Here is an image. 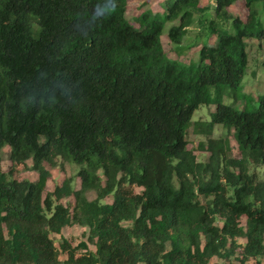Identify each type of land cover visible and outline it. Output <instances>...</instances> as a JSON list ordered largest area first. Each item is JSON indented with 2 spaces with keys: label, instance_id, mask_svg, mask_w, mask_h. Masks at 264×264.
<instances>
[{
  "label": "trees",
  "instance_id": "obj_1",
  "mask_svg": "<svg viewBox=\"0 0 264 264\" xmlns=\"http://www.w3.org/2000/svg\"><path fill=\"white\" fill-rule=\"evenodd\" d=\"M235 1L213 0L197 61L185 63L160 35L175 22L166 36L180 43L199 0H164L135 24L126 0H0V152L37 172L0 168V264H262L264 176L248 169L264 164V93L249 107L240 83L245 39L264 37V0H243L244 21L228 11ZM227 90L241 108L221 101ZM201 104L214 108L191 122ZM190 125L206 136L203 160L186 147ZM214 125L226 133L211 137ZM63 161L77 170L43 193L42 163ZM66 226L85 239L55 245Z\"/></svg>",
  "mask_w": 264,
  "mask_h": 264
},
{
  "label": "rangeland",
  "instance_id": "obj_2",
  "mask_svg": "<svg viewBox=\"0 0 264 264\" xmlns=\"http://www.w3.org/2000/svg\"><path fill=\"white\" fill-rule=\"evenodd\" d=\"M164 0H126L125 6V17L133 24L132 17L137 15L140 11L144 9H149L153 12H161V4ZM213 0H199V6L204 7L203 12L195 11L193 13V19L191 24L187 27L182 41L178 44L171 43L167 36L166 30L171 23L175 22H165L163 25L162 33L160 35V41L162 48L166 55L171 58L178 59L182 62L187 63L188 61H197V49L201 44V40L206 36L207 31L205 30L207 23L210 19H215L213 17V8L211 4ZM228 11L238 17L241 20H245L247 9L244 5L243 0H236L232 5L229 6ZM203 14V15H202ZM217 22V20H216ZM228 28V23L226 24ZM213 36L209 38L211 41ZM245 51L247 54V64L241 78V91L247 93L251 96V101L249 107H254L255 97L259 94L264 93V37L261 40L256 38H246ZM240 91H235L230 93V90L223 95L221 101L225 104H230L236 109L241 108L243 105V100L241 99ZM214 105H199L191 115V122L194 121H205L208 119V113L213 110ZM226 133L225 129L220 125H214L211 133V137L223 136ZM230 145V155L238 157V151L236 148V143L231 137L230 133L227 134ZM206 136L203 133H196L193 131L190 125L186 132V147L192 151L197 160H203L207 155L206 152H200L197 144L205 141ZM8 147L4 146L0 152V168L4 172H10L11 176L15 179H28L34 180L37 177V172L30 169V160H26L23 163L12 164L8 159ZM57 161V160H56ZM43 166L48 170L49 176L45 182L43 193L51 191L55 185H59L63 178L70 177L77 170V165H71L66 161H63L61 165H50L47 162L42 163ZM249 172H254L258 178L264 176V164L250 167ZM71 184L74 188L78 187V179L73 178ZM94 197L92 191L86 192V198L91 199ZM104 201L110 202V198H105ZM59 202L63 205L70 206L72 203L71 196L62 197ZM243 223V218L240 219ZM83 229L78 226H66L64 227L60 234H51L55 245L59 241L60 237H64L70 240L72 244L77 243L79 240H84ZM92 248V246H90ZM63 254L60 258H64ZM232 264H236L233 258L229 260ZM262 264H264V257L260 258ZM227 263L225 260H220L217 258H211L207 264H224ZM251 263V261H249Z\"/></svg>",
  "mask_w": 264,
  "mask_h": 264
}]
</instances>
